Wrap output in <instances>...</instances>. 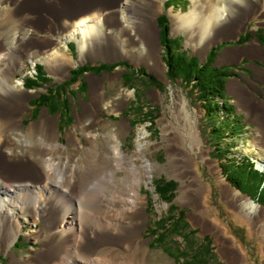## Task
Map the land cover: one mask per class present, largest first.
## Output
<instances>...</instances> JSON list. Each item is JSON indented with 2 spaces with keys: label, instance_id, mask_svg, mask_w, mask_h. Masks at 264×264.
Returning a JSON list of instances; mask_svg holds the SVG:
<instances>
[{
  "label": "rangeland",
  "instance_id": "obj_1",
  "mask_svg": "<svg viewBox=\"0 0 264 264\" xmlns=\"http://www.w3.org/2000/svg\"><path fill=\"white\" fill-rule=\"evenodd\" d=\"M22 1L0 0V14L17 9ZM45 1L48 3L51 0ZM165 1L162 0L161 12L168 17L170 36L181 37L182 47L190 55H196L204 62L212 47L224 43L220 49H216L217 57L213 55L216 58L215 65L219 67L230 65V70L235 75L228 79L229 86L231 84L242 85L249 91L243 89L234 96V92L229 89L230 102L235 107L237 118L240 119V124L244 123L245 125L240 130L239 136L228 137L225 140L227 145H225L228 149L231 148L232 154L237 157L247 156L257 163V168L264 170V126L262 127L259 113L261 107H264V2H255L254 7L252 6L250 9L240 7L239 10L248 17L244 18L240 15V24H233L231 32L222 31L223 33H219L222 29V26H219L215 31L214 42L205 54H201L194 51L188 42L186 32L175 33L173 31L172 21L168 14L170 9L175 12L188 10L191 6V0H172L171 2L175 6L167 9L164 7ZM122 3V0L120 2L116 0V2H106V5L109 7L108 10H115L120 9L119 5ZM161 12L157 14L156 20ZM43 14L47 21L42 25L30 27L9 23L8 40L0 49V55L3 56L1 67L7 68L11 72L12 82L14 84L19 83L18 87H24L22 83L27 78L35 76L36 64H42L48 76L52 78L51 83L44 87L32 89L24 87V89L33 92V96L28 99L18 97V93L10 96L9 99L16 100L17 104L13 108L18 119H21L22 125L19 130L9 133L10 138H13L15 142L10 144L8 148L0 144V151L6 150L10 156L24 158L25 162L32 155L37 156L39 154L43 162L45 158L48 161L55 159L60 165H65L67 168H71L69 164L73 162V156L76 154V159L78 158V163H80L78 166H73L72 174L78 171L85 173L89 170H87L88 165L92 163L94 151L92 148L89 154L86 153L87 147L92 142L79 130L77 123L80 116L85 115L87 108L95 101L101 99L110 101L112 105L110 110L99 111L96 115L98 119L96 125L88 131L97 133L98 138L102 141L106 132L115 128L124 152V167L116 169L114 173L111 172L112 170L110 172L106 170L98 176L100 179L96 182L109 183L113 179L121 186H127L125 180L130 174L129 167L133 162L138 163L141 186L137 190L147 198V220L141 224L137 236L138 241L145 240L147 252L143 251L142 244L138 242L134 248L118 251L125 255L131 254L132 257L130 258L128 256L127 258L115 257L111 259L113 254L110 253L111 250L107 246L100 249L98 257L106 258V260L111 259L112 264H182L173 256L171 248H176L175 253H177V249L189 251L184 238L177 234L170 235L166 244L170 248L165 249V246L152 243L155 236L150 231L158 219H165L170 206L173 204L179 208L178 211L183 210L185 212V220L188 223L187 232L196 231L193 237L194 242L196 241L199 245L204 243V247L208 243L210 244L213 257L211 263L230 264L221 254L220 249L223 243L217 244V236L211 231V228L209 229L210 225L207 224V221L221 230L224 238L238 248L248 263L264 264V239L262 235L249 218L226 201L222 182L214 171L213 167L218 165L225 181L236 189L227 181L223 173L222 160L213 155L215 144L212 142V138L214 142L219 138L215 133L212 134L211 138L209 134L211 127L209 120L206 119L205 110L202 104L195 99L190 88L184 86L181 80L170 81L168 79L166 75L167 66L163 60L164 48L161 47L159 54L164 63L165 75L162 74L156 64L157 53L151 52L146 58H141L138 56L141 52V45L136 43L125 45V48L135 55V60L121 55V51L116 45L114 47L96 46L89 51L85 61H78V44L73 39L62 38L58 43L56 42L57 44L51 42L48 45L43 44L44 39H57L61 35V26L57 23V17L49 11H45ZM116 18L117 15L111 14L108 16V21H116ZM229 25L231 22L228 23V28ZM105 26L104 28H106ZM110 29L114 33L119 32L115 27ZM257 32H261L263 35L257 34ZM29 33H32V37L27 40L15 38L16 35L25 36ZM246 33L251 35L237 42L241 34L245 35ZM13 39H15L14 46ZM256 41L257 44H255ZM37 43L40 45L37 46ZM72 43L75 45L74 49L70 45ZM33 45L35 48H32ZM142 46L146 47L147 45ZM56 49L75 60L74 65L68 70L65 66L57 63L54 71H50L43 63L42 56ZM121 61L128 62L135 70L145 68L161 84L159 86L153 84L145 71L136 72L129 78L131 69L117 66L111 72L96 74L87 71L78 82L68 86L65 92L55 95L58 101L57 110L51 104L40 107L38 111L30 105V102L46 92L47 87H52L54 90L55 85L67 81L71 76L70 71L76 67L85 64H113ZM136 61L140 63L136 64ZM256 73H259V78L256 77ZM82 80L87 82V87L84 86V88L79 89ZM64 98L70 100V109H67L66 103L63 102ZM247 98L256 102L259 101L251 104ZM244 99L248 101L245 102ZM35 114L36 116L33 117ZM44 117L48 118L50 123L52 122L49 131L55 125L59 127L58 142L64 148L58 152L52 150L54 153L45 154L47 149H44L42 144L48 142L46 137L40 134L41 129H34L32 133L34 124ZM84 120V124L89 123L88 118ZM123 123L129 124L127 130H124ZM73 129L82 140L79 150L69 141L68 133ZM139 142L143 144V148L140 150L138 149ZM229 143L231 145H228ZM207 157L210 159V163L205 160ZM146 161L149 163L148 166L144 164ZM58 172L59 170L54 172L55 179H61L63 174L64 176L66 174L65 170L61 173ZM159 179L176 182V188L170 201L162 199L156 192L155 182ZM201 185L204 186L203 189ZM250 190L253 193L255 189ZM238 191L242 193L240 190ZM88 197L85 195L83 202H87ZM248 197L259 204L250 196ZM11 199H13V195ZM9 208L15 209L16 206H9ZM85 209L89 210V208ZM18 214L21 215L18 232L11 227L8 238L0 236V264H12L16 256L32 259L34 254L41 251L44 244L48 243L43 238H45L46 233L50 235L51 232L44 228L46 233H42L44 225L42 221H37L30 212L18 211ZM84 216L85 219H88V214H85L83 207V221ZM1 219L3 217L0 216ZM166 223L171 224L167 221ZM39 232H41V239L35 237ZM64 237H66L65 233L61 235V238ZM16 240H19L20 245H14Z\"/></svg>",
  "mask_w": 264,
  "mask_h": 264
},
{
  "label": "bare ground",
  "instance_id": "obj_2",
  "mask_svg": "<svg viewBox=\"0 0 264 264\" xmlns=\"http://www.w3.org/2000/svg\"><path fill=\"white\" fill-rule=\"evenodd\" d=\"M88 1L90 0H51L47 3L45 0H23L17 9L0 14V49L8 40L9 23L30 27L42 25L47 21L43 12L49 11L57 17V23L61 26V35L57 39H44V45L50 42L58 43L62 38L73 39L78 44V61H85L89 51L96 46L117 45L121 55L135 60V55L128 51L125 45L136 43L141 45V52L138 54L141 58H146L151 52L157 53L156 64L165 75L164 63L159 54L161 44L159 24L156 20L157 14L163 7L162 0H122L120 9L115 10H108L106 2L111 3L116 0H95V3L85 6ZM262 1L264 2V0H191L188 10L175 12L170 9L168 14L173 31L186 32L188 42L194 51L205 54L214 42L215 31L219 26H222L219 33L231 32L233 24H240V15L244 18L248 17L243 15L239 10L240 7L250 9L254 7L255 2L262 3ZM111 14L117 15L116 21H108V16ZM111 27L117 28L119 32L114 33ZM64 31L67 32L63 33ZM30 37L32 33L25 36L16 35L15 38L27 40ZM14 40H12L13 46ZM144 44L147 46H142ZM38 45L40 44L37 43ZM32 48H35V45ZM2 59L3 56L0 55V144L8 148L15 142L10 138L9 133L19 130L22 125L13 108L17 104L16 100L9 98L12 94L18 93V97L28 99L33 96V92L18 87L19 83L12 82L11 72L1 67ZM42 61L50 71H54L57 63L65 66L67 70L75 63L74 59L57 49L42 56ZM139 63L136 61V64ZM247 99L244 101L249 100V103L253 104L254 100ZM111 106L110 101L97 100L87 108L85 115L80 116L77 123L79 130L92 142L87 147L86 153L89 154L92 148L94 151L92 163L88 165L87 170H89L85 173L78 171L72 174L73 166H78L80 163L78 158L76 159V154L73 156V162L69 164L71 168H67L55 159L48 161L45 158L43 162L39 154L37 156L31 154L32 157L25 162L24 158L10 156L6 150L0 151V216L3 217L0 220V236L8 238L11 227L18 232L21 218L18 211L32 213L37 221L44 223L42 233L44 228L51 232L50 235L44 232L46 235L43 240H47L48 243L44 244L42 250L35 253L32 259L16 256L12 264H112L111 259L115 257H132L129 253L125 255L118 251L134 248L138 242L142 244L143 251L147 252L145 240L138 241L137 236L141 224L147 220V198L137 190L141 186L138 163L133 162L129 167L130 174L125 180L127 186H121L113 179L109 183L96 182L100 179L98 176L106 170L109 172L112 170L111 172L114 173L116 169L124 167V152L116 129L108 130L102 141L97 133L88 131L96 125L98 120L96 115L99 111H108ZM259 113L263 127L264 107H261ZM46 117L34 124L32 133L34 129H41L40 134H43L48 141L42 144V147L47 149L45 154H48L54 153L52 150L58 152L64 147L58 142L59 127L55 125L49 131L52 122L50 123ZM85 118L89 119V125L84 124ZM128 127V123H123L124 130ZM68 137L79 150L82 140L74 129L68 133ZM141 148L143 144L139 142L138 149ZM205 160L210 163L208 157ZM144 164L149 165L147 161ZM218 167L215 165L213 168L222 182L224 198L253 222L264 239V207L232 188L225 181ZM57 170L58 173L65 170V176L63 174L61 179H55L54 172ZM201 188L203 189L204 186L201 185ZM12 195L14 200L11 199ZM85 195L89 196L87 202H83ZM9 206L16 208L10 209ZM83 207L85 214H88V219L84 216V221ZM207 224L217 236V244L223 243L221 254L230 264H250L238 248L224 238L220 229L209 221ZM40 233L36 234L37 239H41ZM63 233L66 237L61 238ZM105 246L113 254L109 260L98 257L100 249Z\"/></svg>",
  "mask_w": 264,
  "mask_h": 264
},
{
  "label": "trees",
  "instance_id": "obj_3",
  "mask_svg": "<svg viewBox=\"0 0 264 264\" xmlns=\"http://www.w3.org/2000/svg\"><path fill=\"white\" fill-rule=\"evenodd\" d=\"M171 1L172 0H167L165 2V8L175 6ZM157 21L160 27V39L165 52L163 60L167 66L166 75L168 79L170 81L181 80L184 86L190 88L195 99L202 104L206 119L209 120L211 127L209 134L212 138V134L215 133L219 138L216 142H214L212 138V142L215 144L213 155L222 160L221 167L227 181L230 182L233 187L264 206V173L262 172L264 170L261 169L260 171L255 168V163L251 158L244 155L237 157L235 154H232L231 148L228 149L225 142L228 137H238L241 133L240 130H242L245 124H240V119L237 118L235 107L230 102L231 98L227 92V81L230 77L235 75L234 72L230 70V66L219 67L215 65L216 58L213 57V55L217 57L218 52L216 49H220L221 45L223 46L224 43H221L217 47H212L206 60L203 62L198 56L190 55L183 49L181 37L170 36L169 20L165 13L158 16ZM257 34L263 35L261 32H257ZM249 35L251 34H241L237 42H240L244 37H248ZM70 45L72 49L75 48L73 43ZM117 66L131 69V75H128L129 78L136 72L145 71V74L149 77L148 79L151 80L153 84L157 86L161 84L157 78L148 73L145 68L135 70L126 61L113 64H85L72 69L70 71L71 76L67 81L55 85L54 90L52 87H48L46 93L41 94L31 103L36 105L37 111L40 107L48 104H51L52 107L57 110L58 101L55 95L60 92H65L66 88L78 82L85 72L88 71L96 74L111 72ZM36 71L37 75L35 78H27L24 81L25 88L32 89L44 87L46 84L51 83L52 78L48 76L42 64L36 65ZM84 86L87 87V82L82 80L79 84V89L84 88ZM132 88L134 87L132 86ZM63 102L66 103L67 109H70V100L64 98ZM35 116L36 114L33 115V117ZM228 145L231 144L229 143ZM155 186L156 192L162 199L167 201L172 199L173 192L176 188L175 181L159 179L155 182ZM252 188L255 189L253 193H251L250 190ZM178 210L179 208L172 204L165 219L160 218L152 225L150 231L151 234L155 236L152 243L165 246V249L170 248L166 246L167 239L170 235L177 234L184 238L186 245L190 249L189 251L177 249V253H175L176 248H171L173 256L176 257L179 263L213 264L211 263L213 257L210 244L208 243V245L204 247V243L199 245L196 241L194 242L193 237L196 231L190 230L187 232L188 223L185 220V212L183 210ZM166 221L171 222V224H165ZM18 244L19 241L16 245Z\"/></svg>",
  "mask_w": 264,
  "mask_h": 264
},
{
  "label": "crops",
  "instance_id": "obj_4",
  "mask_svg": "<svg viewBox=\"0 0 264 264\" xmlns=\"http://www.w3.org/2000/svg\"><path fill=\"white\" fill-rule=\"evenodd\" d=\"M96 1L95 0H90V1H88L86 4H85V6H89V5H91V4H93V3H95ZM255 77V76H254ZM256 77L257 78H259V73H256ZM229 89L232 91V92H234V96H236L240 91H242L243 89L244 90H246L247 92H249L246 88H245V86H242V85H236V84H231L230 86H229V84H228V87H227V92H228V94H229ZM230 96V95H229ZM255 100H257L256 98H255ZM264 100V99H263ZM262 100V101H263ZM259 101V100H258ZM257 101V102H258ZM256 101H253V104H255V103H257Z\"/></svg>",
  "mask_w": 264,
  "mask_h": 264
},
{
  "label": "water",
  "instance_id": "obj_5",
  "mask_svg": "<svg viewBox=\"0 0 264 264\" xmlns=\"http://www.w3.org/2000/svg\"><path fill=\"white\" fill-rule=\"evenodd\" d=\"M159 34H160V27H159ZM172 36V35H171ZM159 39H160V35H159ZM258 40V39H257ZM160 44H161V47H163V44H162V41L160 39ZM216 64V63H215ZM227 86H228V81H227Z\"/></svg>",
  "mask_w": 264,
  "mask_h": 264
}]
</instances>
